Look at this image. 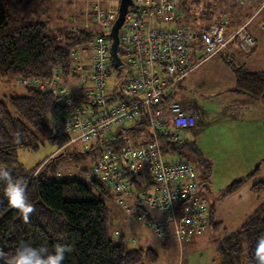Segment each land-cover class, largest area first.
I'll return each instance as SVG.
<instances>
[{
  "label": "built area",
  "instance_id": "built-area-1",
  "mask_svg": "<svg viewBox=\"0 0 264 264\" xmlns=\"http://www.w3.org/2000/svg\"><path fill=\"white\" fill-rule=\"evenodd\" d=\"M234 1L243 5L248 0ZM180 3L133 0L119 29L122 62L115 66L110 32L100 30H111L118 10L105 11L102 0H87L85 23L72 29L87 28L93 37L86 46L72 50L70 76L64 78L57 69L46 80L36 76L17 82L57 98L61 108L48 116V127L68 137L63 149L80 142L90 152L91 181L110 187L121 208L133 212L157 239L172 236L182 243L185 234L205 232L210 205L203 194L206 184L189 161L165 152L162 138L183 140L186 131L197 130L202 121L199 107L174 95L201 60L224 50L231 39L237 38L246 53L254 50L256 40L248 29L252 18L233 23L225 14L218 19L216 7L209 3L204 15L207 28L197 43L192 28L175 25L182 15ZM259 11L264 15V0ZM230 25L235 30L226 37ZM260 27L264 31V18ZM70 79H77L72 90L67 86ZM73 176L71 170H60L46 181ZM115 234L120 235L117 230Z\"/></svg>",
  "mask_w": 264,
  "mask_h": 264
},
{
  "label": "trees",
  "instance_id": "trees-1",
  "mask_svg": "<svg viewBox=\"0 0 264 264\" xmlns=\"http://www.w3.org/2000/svg\"><path fill=\"white\" fill-rule=\"evenodd\" d=\"M54 1L0 0V77L17 80L38 76L46 80L57 69L64 78L70 76L72 50L86 46L93 37V31L87 28L75 31L66 25H52L49 12ZM218 2L219 0H181L182 15L176 19L175 25L192 28L196 33L197 43H200L202 32L207 28L204 15L208 4L215 6ZM243 6L244 4L237 5L232 0L231 7L237 9L236 17L219 9L217 14L228 15L233 23H243L257 7L252 5L248 11L245 7L238 11ZM230 26L233 33L234 25ZM228 27L226 37L232 35L227 36ZM232 41L239 42L237 38H233L229 45ZM232 69L236 75L234 91L255 99H264V71H249L242 67ZM60 108L61 105L53 94L27 86L24 93L16 92L0 97V167L9 170L14 179L24 181L29 201L36 208V212L30 216V223H24L19 212L8 206L3 191L5 184L0 182V249L12 256L22 243H29L33 247L43 246L49 252H53L59 244L72 248L71 252L65 253L63 264L157 263L159 254L155 248L131 246L124 234H115L120 237L117 241L112 238V218L107 203L81 179L75 177V174L70 179L46 181L48 175L60 171L58 162L62 158L58 159V155L31 169L19 162L18 150L21 148L37 149L45 140L62 145L67 143L66 135L54 134L47 124L48 116ZM123 136L120 133L119 141H122ZM162 140L165 152L178 154L189 161L184 152L186 147L201 158V151L195 140L188 137L183 140ZM69 152L74 153L73 150ZM80 153L91 155L87 151ZM52 159L57 161L53 165ZM207 169H210L209 165ZM81 171L86 173L87 169L81 168ZM258 172L259 166L249 175ZM209 176L203 179L206 186ZM247 177L234 180L226 192L237 190ZM93 183L105 191L102 184ZM252 189L256 192L263 191L264 180L253 184ZM261 235H264V201L238 229L220 241L217 264H257L254 252Z\"/></svg>",
  "mask_w": 264,
  "mask_h": 264
},
{
  "label": "rangeland",
  "instance_id": "rangeland-1",
  "mask_svg": "<svg viewBox=\"0 0 264 264\" xmlns=\"http://www.w3.org/2000/svg\"><path fill=\"white\" fill-rule=\"evenodd\" d=\"M249 1L252 0L247 2ZM119 4L120 0H102L105 11H116ZM88 7L87 0H55L51 4L49 20H51L52 25H66L70 28L82 27L86 20L85 15L89 10L86 8ZM215 7L217 9V4ZM93 26L98 29L95 24ZM100 31L109 33L110 28L101 29ZM234 44H236L235 47H232L228 53L222 50L214 56L206 57L194 69L195 76L203 74V77L201 76L202 80L199 79L194 92L199 97L207 95L205 96L208 98L207 101L212 104L215 103L217 108H220L219 105L226 102L229 96L228 91H222V89L228 85L227 80L233 67H242L253 71L264 70V56L261 55L264 52V46L260 45L255 53H246L236 42ZM232 50L236 51L233 57L230 56ZM61 81L65 82L64 79ZM76 82L77 79H70L67 82L70 90H72V86L75 87L73 84H76ZM16 92L24 93L25 86L17 82L15 78L0 77V97ZM220 127V125H215L210 128L203 141L197 137L198 132L196 134L187 130L185 133L190 140L196 141L201 151L200 158L199 155L193 154L189 148L184 147V152L189 163L194 167L197 177L205 179L207 175H210L206 182L211 187L209 190H203V194L209 200L211 221L202 235L185 234L182 243L172 236H168L163 240L157 239L147 225L137 221L133 212L126 213L121 208L116 193L110 187L103 185L102 188L105 190L103 191L100 186L93 183L87 177V172L81 171V168L87 170L90 168L93 157L89 154L80 153L84 151L80 142L70 145L66 151L63 149L64 144L45 140L37 149H19L18 160L24 167L31 169L56 155L62 156V160L58 162V170L63 172L73 171L75 177L81 179L97 196L107 203L112 218L110 227L112 238L116 241L120 239V237L115 236L114 231L117 230L120 235L124 234L126 236L131 246H151L155 248L159 254V260L155 264H217L220 241L223 237L238 229L250 213L264 201V190L261 192L252 190L253 184L264 180V160L258 161L251 168L250 161L252 160L246 153L244 156H239L243 161L240 164L238 162H235L236 164L234 162L233 164L228 163L226 157L223 154H218L214 149L217 146L216 144L221 142V138L217 136L221 131ZM211 135L216 136L212 137ZM69 150H73L74 153H70ZM55 162L52 159L51 165ZM208 165L210 166L209 170L207 169ZM258 166L259 172L252 176L249 175ZM244 176H248L247 180L237 190L226 192L234 180Z\"/></svg>",
  "mask_w": 264,
  "mask_h": 264
},
{
  "label": "crops",
  "instance_id": "crops-1",
  "mask_svg": "<svg viewBox=\"0 0 264 264\" xmlns=\"http://www.w3.org/2000/svg\"><path fill=\"white\" fill-rule=\"evenodd\" d=\"M231 2L232 0H219L217 9L221 10L223 13L230 12L236 17L237 9H233L231 7ZM261 2L262 0H252L245 3L243 7L238 8L239 11L241 8L244 10L245 7L248 11L252 5L257 6L249 17V19L252 18V20L248 25L249 31L256 39V45L252 53H255L260 45L264 46V31L260 27V23L263 20L264 15L262 12L258 14L256 13ZM223 13H219V15L217 14V18L220 19L223 16ZM228 28L229 30L227 31V36L232 33V26H229ZM236 43L240 47L239 42ZM235 45L236 44L232 41L230 45L224 49V51L228 53L232 47H235ZM235 52L236 51L232 50L230 52V56L233 57ZM263 53H261L262 57L264 56ZM197 75L200 76H195L193 70L179 83L176 94L174 95V99L178 98L177 100L193 102L201 109L202 121L199 122V128L195 131H189L196 134L198 132L197 137L203 141L210 128L215 125H220L221 131L217 134V136L221 138V142L217 143V146L214 147V149L218 154H223L228 163L233 164V162H238V164H240V162L243 161L239 156H244L246 153L252 160L250 161L251 168L257 164L258 161L264 160V99H255L247 94L234 91V87L236 86V75L232 70V73L227 80L228 85L226 87L224 86V89H222V91H228L229 96L226 102L221 103V105H219L220 108H217L215 103L212 104L207 101L208 98L205 97L207 95L199 97L194 92L195 88L198 86L197 84L199 79L202 80L203 77V74ZM223 129H225V131H223ZM208 184L209 183H207L206 189L209 190L211 186Z\"/></svg>",
  "mask_w": 264,
  "mask_h": 264
},
{
  "label": "clouds",
  "instance_id": "clouds-1",
  "mask_svg": "<svg viewBox=\"0 0 264 264\" xmlns=\"http://www.w3.org/2000/svg\"><path fill=\"white\" fill-rule=\"evenodd\" d=\"M18 138V137H17ZM0 182H4V195L8 206L19 212L24 223H30V216L36 212L35 206L29 201L26 186L22 179H14L9 170L0 167ZM67 245H56L53 252L46 247H33L22 243L12 256L0 249V262L3 264H63L65 253L71 252ZM254 258L257 264H264V235L257 239Z\"/></svg>",
  "mask_w": 264,
  "mask_h": 264
},
{
  "label": "water",
  "instance_id": "water-1",
  "mask_svg": "<svg viewBox=\"0 0 264 264\" xmlns=\"http://www.w3.org/2000/svg\"><path fill=\"white\" fill-rule=\"evenodd\" d=\"M133 0H120L119 8H118V17L111 26L110 36L112 37L111 43V55L113 57L115 66H119L121 64V58L118 54V44H119V29L124 23L125 15L129 9V6L132 5Z\"/></svg>",
  "mask_w": 264,
  "mask_h": 264
}]
</instances>
